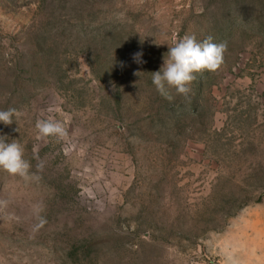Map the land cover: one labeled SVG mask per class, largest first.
<instances>
[{
    "label": "rangeland",
    "instance_id": "374dc122",
    "mask_svg": "<svg viewBox=\"0 0 264 264\" xmlns=\"http://www.w3.org/2000/svg\"><path fill=\"white\" fill-rule=\"evenodd\" d=\"M185 34L227 50L169 102ZM9 108L31 168L0 169V264H264V0H0Z\"/></svg>",
    "mask_w": 264,
    "mask_h": 264
},
{
    "label": "clouds",
    "instance_id": "9594fccd",
    "mask_svg": "<svg viewBox=\"0 0 264 264\" xmlns=\"http://www.w3.org/2000/svg\"><path fill=\"white\" fill-rule=\"evenodd\" d=\"M167 46L162 66L158 71L152 72V83L157 92L169 102L175 98L173 90L177 95L188 96L196 73L219 70L227 50L224 42L216 43L210 35L198 41L195 34H185ZM141 56L142 53L134 54V60L141 63ZM15 114L14 108L0 110V123L12 124ZM35 127L40 137L59 139L66 134L63 125L51 118L37 120ZM6 140V136L0 135V169L28 180L31 164L24 159L22 145L15 140L10 143Z\"/></svg>",
    "mask_w": 264,
    "mask_h": 264
}]
</instances>
